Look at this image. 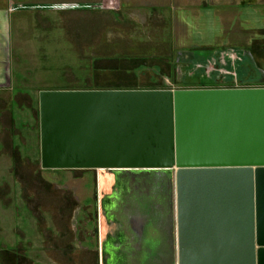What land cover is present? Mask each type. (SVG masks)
<instances>
[{
    "label": "rangeland",
    "instance_id": "obj_1",
    "mask_svg": "<svg viewBox=\"0 0 264 264\" xmlns=\"http://www.w3.org/2000/svg\"><path fill=\"white\" fill-rule=\"evenodd\" d=\"M24 1L32 5L62 0ZM134 7L137 11V4ZM233 14L219 25L213 19H193L194 29L187 26L188 20L179 19L172 30L145 26L148 20L143 17L128 23L106 12L51 14L44 20L32 15L21 22L20 14L13 18L14 81L0 91V264H108L118 256L120 263L124 259L135 264L137 256L132 254L143 257V243L134 239L142 226L129 218L127 223L124 211L132 206L127 200L138 199L135 192H150L146 179L158 186L153 211L172 237L176 256L175 172L147 176L44 169L39 94L68 88L174 91L240 84L251 69L243 64L242 58L249 63L248 58L216 50L227 39L231 47L259 46L255 54L264 56V29L254 31L240 22L233 28ZM42 25L45 29L40 30ZM164 183L171 199L167 216L158 207ZM152 226L142 231V241L154 240L157 225Z\"/></svg>",
    "mask_w": 264,
    "mask_h": 264
},
{
    "label": "water",
    "instance_id": "obj_2",
    "mask_svg": "<svg viewBox=\"0 0 264 264\" xmlns=\"http://www.w3.org/2000/svg\"><path fill=\"white\" fill-rule=\"evenodd\" d=\"M39 115L44 169L175 172L177 253L161 227L160 264H264V87L42 91ZM146 180L124 211L143 233L158 189ZM159 196L167 216L166 183ZM142 252L135 264H155Z\"/></svg>",
    "mask_w": 264,
    "mask_h": 264
},
{
    "label": "crops",
    "instance_id": "obj_3",
    "mask_svg": "<svg viewBox=\"0 0 264 264\" xmlns=\"http://www.w3.org/2000/svg\"><path fill=\"white\" fill-rule=\"evenodd\" d=\"M137 4V11L136 6ZM79 6L78 10H69L67 6ZM14 6L15 11H11ZM19 6V7H18ZM66 17L70 14H86L106 12V15L116 18H124L128 23L133 19L145 18L148 20L145 26H161L171 30L179 26V19L185 18L187 26L194 29L193 19L201 18L206 20L213 19L221 22L222 18H228V13L234 12L231 26L234 28L237 22L240 25L247 23L254 31L264 29V0H62L60 2H43V3H27L24 0H0V91L9 88L13 85V77L15 75L14 65V48L12 47V20L20 14V22L24 18L37 17L45 19L50 17L46 12ZM33 15V16H32ZM132 23V22H131ZM133 24V23H132ZM127 25V24H126ZM186 25V24H185ZM40 30L45 29L42 25L38 26ZM26 30H28L26 28ZM256 43L258 42L255 40ZM255 43V42H254ZM228 40L225 39L223 47H219L217 52H236L243 53L249 60L242 58L245 66H250L248 78L240 84L211 87V88H262L264 87V56H257L255 51L259 46L252 45L250 48L241 46H228ZM212 49V48H208ZM261 51L264 48H260ZM259 49V50H260ZM249 52V53H248ZM243 56V57H244ZM241 58V56H238ZM254 68L260 74L255 76L252 72ZM18 69V67H17ZM258 74V73H257ZM19 75V74H18ZM5 85V86H4ZM9 90V89H8ZM80 90V89H66ZM154 220L157 225L152 244H149L148 249H144L146 256L155 261V264H160V259L164 257L162 244H169L165 238L161 227L159 226V215H154Z\"/></svg>",
    "mask_w": 264,
    "mask_h": 264
},
{
    "label": "trees",
    "instance_id": "obj_4",
    "mask_svg": "<svg viewBox=\"0 0 264 264\" xmlns=\"http://www.w3.org/2000/svg\"><path fill=\"white\" fill-rule=\"evenodd\" d=\"M256 70L254 68H252V72L254 73ZM258 71V70H257Z\"/></svg>",
    "mask_w": 264,
    "mask_h": 264
},
{
    "label": "bare ground",
    "instance_id": "obj_5",
    "mask_svg": "<svg viewBox=\"0 0 264 264\" xmlns=\"http://www.w3.org/2000/svg\"><path fill=\"white\" fill-rule=\"evenodd\" d=\"M155 176H156V175H155ZM161 178H163V176H162Z\"/></svg>",
    "mask_w": 264,
    "mask_h": 264
}]
</instances>
